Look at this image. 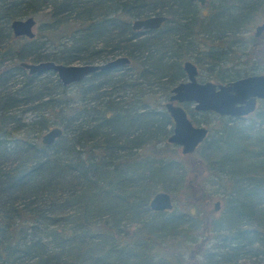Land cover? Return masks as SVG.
<instances>
[{
    "label": "trees",
    "instance_id": "trees-1",
    "mask_svg": "<svg viewBox=\"0 0 264 264\" xmlns=\"http://www.w3.org/2000/svg\"><path fill=\"white\" fill-rule=\"evenodd\" d=\"M263 13L264 0H0V264H264V100L248 119L196 112L218 126L187 155L166 142L163 105L184 60L215 83L264 71V34L241 61L232 49ZM151 16L165 22L130 29ZM26 18L33 38L13 37ZM117 56L128 62L68 86L20 66ZM207 174L218 218L200 209ZM157 191L170 210L149 209Z\"/></svg>",
    "mask_w": 264,
    "mask_h": 264
},
{
    "label": "water",
    "instance_id": "water-1",
    "mask_svg": "<svg viewBox=\"0 0 264 264\" xmlns=\"http://www.w3.org/2000/svg\"><path fill=\"white\" fill-rule=\"evenodd\" d=\"M203 6L205 0H187ZM165 22L164 16H151L145 19L134 20L130 29L137 31L156 30ZM35 22L32 18L13 20L9 30L15 38H33ZM264 29V24L255 28L257 37ZM128 62L125 56H117L100 63L63 64L50 60L38 62H21L28 74L40 75L51 71L63 86L76 83L96 71H106L122 66ZM185 75L183 81L178 82L170 89V94L163 104L168 113L172 127L166 142L179 147L182 155L192 153L206 137L207 129L203 125H194L188 118L181 103H191L193 111L213 112L219 116L238 118L246 116L255 110L256 100H264V73L250 74L224 83H215L210 80L198 81L196 66L190 61L182 62ZM61 135L59 127H52L40 136L44 145L52 143ZM219 203L213 204V210H218ZM152 211H165L172 208L170 194L164 191L154 193L148 202Z\"/></svg>",
    "mask_w": 264,
    "mask_h": 264
},
{
    "label": "rangeland",
    "instance_id": "rangeland-1",
    "mask_svg": "<svg viewBox=\"0 0 264 264\" xmlns=\"http://www.w3.org/2000/svg\"><path fill=\"white\" fill-rule=\"evenodd\" d=\"M204 11H205L204 8H202V12H204ZM263 21H264V13L262 15H260L258 17V19L254 22V24H252L250 26V29H249V31L247 33L242 34L241 36L238 37V41L233 45L235 48H232L233 50H235V55L236 56L240 55V53L244 52L247 49V40L252 37L254 27L256 25H259V23L263 22ZM239 59L241 61V59H243V57L240 55ZM252 62L253 61H251V63ZM237 68H239V67L237 66ZM231 69H233V68L232 67H228L226 70H231ZM261 69L262 68H258L253 73H263L264 71H260ZM233 71H234V69H233ZM197 80L201 81L202 79L197 77ZM181 106L185 109V111H187L189 109L192 110V108H191L192 104L191 103H183ZM192 112H193L192 114H190V113H188V114L186 113V114H187L188 118L190 119V121L194 125H203V126H206V127H208V126L217 127L218 126V123L216 124V119H215L214 115L210 114V115H207V116H201L198 113L194 112L193 110H192ZM247 119H248V116H247ZM205 122H207L208 124H204ZM245 122H246V120H245ZM177 153L179 155H181L180 151H179V148H177ZM202 175H204V173ZM204 179L207 180V182H206L207 187L206 188H207L209 194H213L214 196H212V199L209 201V203L204 208L200 207V209L202 211H204L205 213H207L209 215H212L215 218H218L220 213H221V210L223 209V202H221V198H220L221 197L220 196V192L221 191H220V189L219 190H214L216 188V186H213L214 185L213 183L216 180L214 179V177L212 175L207 174V175L204 176ZM179 193H180L179 194L180 202H179L178 205L181 207L182 195H181V192H179ZM215 201L219 202V206H218V210L217 211H213V209H212L213 208V202H215ZM216 241L217 240L215 239V240H210L209 242H210V244H213V242H216ZM253 248L254 249H258L259 245L254 244ZM259 259H260V256L257 255V257H254L251 260H255L256 262L259 261L260 264H263V261H260Z\"/></svg>",
    "mask_w": 264,
    "mask_h": 264
},
{
    "label": "flooded vegetation",
    "instance_id": "flooded-vegetation-1",
    "mask_svg": "<svg viewBox=\"0 0 264 264\" xmlns=\"http://www.w3.org/2000/svg\"><path fill=\"white\" fill-rule=\"evenodd\" d=\"M206 1L207 0H205V3H206ZM205 3H204V5H205ZM196 4V3H195ZM198 5V4H197ZM203 5V6H204ZM199 6V5H198ZM203 6H199V7H203ZM262 24H264V21L263 22H260L259 23V25H262ZM256 26H258V25H256ZM256 26L254 27V29H253V34H252V38H254V39H257V38H259V37H261L263 34H264V29L261 31V33L257 36V37H255L254 36V32H255V28H256ZM185 61V60H184ZM264 73V72H263ZM252 74H261V73H252ZM250 75V74H249ZM247 76V75H246ZM243 77V76H242ZM169 94H170V92H169ZM167 100V99H166ZM260 101H263V100H260ZM166 102V101H165ZM164 102V103H165ZM259 102V100H256V106H255V109H256V107H257V103ZM183 103H181L180 105H182ZM192 108V107H191ZM185 110V109H184ZM193 110V109H192ZM194 112H196V111H194ZM254 112V111H253ZM213 113V112H212ZM252 113V112H251ZM215 114V113H214ZM250 114V113H249ZM217 115V114H216ZM219 116V115H218ZM246 116H248V115H246ZM246 116H242V117H246ZM239 118V117H238ZM172 127V126H171ZM207 129V128H206ZM171 132V131H170ZM201 144V143H200ZM177 147V146H176ZM177 148H179V147H177ZM197 148V147H196ZM180 150V149H179ZM181 154V153H180ZM191 154V153H190ZM182 155V154H181ZM187 155V154H186ZM218 202V201H217ZM219 203V202H218ZM213 204H214V202H213ZM213 209V208H212ZM214 211V210H213Z\"/></svg>",
    "mask_w": 264,
    "mask_h": 264
}]
</instances>
